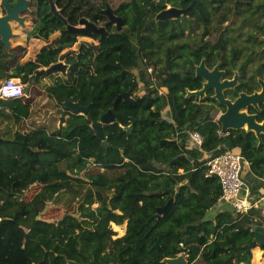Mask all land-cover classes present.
I'll use <instances>...</instances> for the list:
<instances>
[{"label":"trees","instance_id":"trees-1","mask_svg":"<svg viewBox=\"0 0 264 264\" xmlns=\"http://www.w3.org/2000/svg\"><path fill=\"white\" fill-rule=\"evenodd\" d=\"M225 1L166 0L186 11L160 20L155 16L164 6L157 0H54L72 25L88 17L100 26L108 18L107 7L121 16L123 29L109 25L105 36L91 30L68 33L49 12L48 0L32 1L36 21L30 35L47 44L35 59L17 64L11 76L34 83L39 67L61 59L68 67L66 76L44 90L43 106L50 113L60 111L56 118L50 114L48 123L21 130L17 124L33 115V104L21 97L0 99V264H66L67 259L166 264L164 258L179 253L187 264H250L253 248L264 255V245L253 238L254 225H262L259 208L236 213L224 204L209 213L224 202L219 178L205 176L200 156L202 150L216 153L219 143L230 140L264 178V143L256 145L252 133L233 129L219 137L209 110L198 105L196 96H186L187 88L199 85L194 74L198 28L212 30L213 14ZM54 32L60 34L48 43ZM80 36L97 40L96 50L85 44L73 50ZM7 67L1 58L0 77H10ZM123 92L133 100L114 101ZM65 98L88 105V113L68 111ZM165 107L169 117L162 115ZM108 108L115 121L102 126L105 146L90 123ZM185 129L202 135L201 150L188 147ZM91 167L102 172H89ZM38 183L41 188L29 200L21 198ZM53 198L63 205L76 201L78 215L67 213L56 221L38 217ZM170 198L169 207L154 217L156 207ZM111 223H125L124 233L114 237Z\"/></svg>","mask_w":264,"mask_h":264},{"label":"flooded vegetation","instance_id":"flooded-vegetation-1","mask_svg":"<svg viewBox=\"0 0 264 264\" xmlns=\"http://www.w3.org/2000/svg\"><path fill=\"white\" fill-rule=\"evenodd\" d=\"M163 6L162 9L173 5H166L164 2ZM224 8L226 10L222 11ZM31 15L32 13L29 14ZM224 16V20L219 22ZM34 18L36 21L35 15ZM35 21L31 23L34 25ZM212 24V30L207 33H203L202 28H198V67L201 63L203 65L198 70L200 72L198 89L208 82L203 74L215 70L218 73L219 82L234 80L231 85L221 87L224 99L230 102L241 93L250 95L260 92L261 81L264 82V0H226L221 3L220 11L213 14ZM109 25L116 27L115 24H108V18L100 26H104L107 33ZM123 27L124 22L121 29H116L121 31ZM90 39L92 43L98 44L97 40ZM81 40L75 44L73 50L79 49ZM148 68H151L148 72L152 74L153 68L151 66ZM215 89V86L208 87L204 89L202 96H198V105L209 110L213 121L214 111L219 115L226 109V105L215 96ZM242 110L247 114H256L258 123L264 121V102L256 101V106L248 103ZM236 131L244 132L245 130ZM249 132L256 139V145L264 143V133H261V143L258 144L254 133Z\"/></svg>","mask_w":264,"mask_h":264},{"label":"water","instance_id":"water-1","mask_svg":"<svg viewBox=\"0 0 264 264\" xmlns=\"http://www.w3.org/2000/svg\"><path fill=\"white\" fill-rule=\"evenodd\" d=\"M49 2V12L53 15L61 19V21L66 26V32L73 33H86L88 31H94L100 36H104L106 33V29L104 26H97L90 22L87 18L81 17L78 20L77 25H72L68 23L67 18L60 13L59 8H57L54 0H48ZM157 5H164V0H157ZM3 10L4 13L0 15V43L3 45L5 49L10 47L11 38L15 37V33L13 32L12 23L16 26L24 27L25 21L27 20L29 14L32 11V0H0V10ZM186 10L183 8H178L176 6H169L160 10L155 18L164 20L177 18L182 15ZM105 13L108 16V24H115L117 29H121L123 19L121 16L114 14L108 7L105 10ZM60 32H54L49 37V42H52L53 39L58 37ZM80 44H85L89 47H92L94 50L97 48L96 43H92L89 40L83 39L80 41ZM198 67V64L195 65L194 74L198 77L200 73L198 70L202 67ZM67 67L68 65L63 60H57L52 62L46 67L38 68L34 73V83H38L40 76L49 75L54 73H60L63 76L67 75ZM204 78L208 79V82L204 83V86L201 89L189 90L186 89V96H202L204 94V89L208 87L215 86V96L218 100L226 105V109L217 115V121L220 126V130L224 132L226 129L240 130L243 129L246 132H253L256 138L258 139V144L261 143V133H264V121L262 123H258L256 121V114H247L242 109L248 104L252 103L256 106V101L264 102V82L262 83V90L260 92H256L254 94L247 95L245 93H241L239 97H237L234 101L230 102L227 99H224L221 87L231 85L233 81H223L219 82L217 80L218 73L214 70L213 72H205ZM212 78V79H211ZM118 98H123L127 101H132V97L127 93L123 92L118 94L114 101ZM64 107L71 112L79 113V114H87L89 111L88 105H83L80 100L72 101L68 99H64L63 101ZM115 121V114L112 108H108L104 112H102L99 116V119L92 120L90 123L91 128L94 131V134L101 139V144L107 146V141L105 139V134L102 131V126L106 123H111ZM134 118L132 117L129 125L125 126L127 134L130 133V130L133 126ZM0 140L2 138L0 137ZM226 147H231V141H225ZM19 198V197H18ZM172 198H170L165 204L161 206H157L155 212L153 214L154 217H159L163 212L169 207ZM253 238L256 242L264 245V227L260 224H256L253 227ZM166 264H187V260L185 255L182 253L177 254L174 257H166L163 259ZM66 264H78V262L67 259Z\"/></svg>","mask_w":264,"mask_h":264},{"label":"built area","instance_id":"built-area-1","mask_svg":"<svg viewBox=\"0 0 264 264\" xmlns=\"http://www.w3.org/2000/svg\"><path fill=\"white\" fill-rule=\"evenodd\" d=\"M151 71V68H148ZM163 89L164 87H159ZM162 93L161 90H158ZM139 95L144 93L143 83L139 81ZM24 84L14 77H7L0 81V99L17 98L24 96ZM218 115V114H217ZM217 115L213 118L217 121ZM219 125V123H218ZM231 129H226L224 132L218 127L216 133L219 137H226L230 134ZM187 134L188 147H195L201 150L203 138L197 130L185 129ZM224 147V150H221ZM216 153L213 151L203 152V164L206 167L205 176H217L221 185V195L219 200L228 204L234 212L245 213L254 207L255 202L248 197V190L245 194L243 189L245 182L243 174L246 168L250 167L248 160L242 154L238 147H226L224 142H221L216 147Z\"/></svg>","mask_w":264,"mask_h":264},{"label":"crops","instance_id":"crops-1","mask_svg":"<svg viewBox=\"0 0 264 264\" xmlns=\"http://www.w3.org/2000/svg\"><path fill=\"white\" fill-rule=\"evenodd\" d=\"M3 13L4 12L0 10V15ZM30 22H31V16H29L27 18V20L25 21L24 27L16 26L15 24L12 23L13 32L16 35H15V37L11 38L10 47L8 49H5L3 47V45L0 43V59L3 58L6 61H8V67L5 71V73L7 75H10V77L15 72L17 64H24L28 60L35 59L37 54L39 53L41 47L44 46L45 44H47V43H45V40L30 35V32H31L32 27H33L32 26L33 23L30 24ZM81 37H83V36H81ZM83 38H85V37H83ZM83 38H79V40L80 39L83 40ZM71 48H75V46H73ZM67 49L68 48L63 49L62 52H64ZM62 60L64 61V59H62ZM39 68H41V67H39ZM59 75H61V74L60 73H54V74H49V75H42V76H40L38 83H32V84L29 81L23 82L21 80V78H19L17 76H12V77H14L15 79H19L24 84V93L25 94L21 98L24 101H29L31 104L34 105L35 99H33L30 96V94H32V92H34V91H37V97H40V96L43 97L45 88L47 86L53 84ZM4 77L5 76L0 77V81ZM29 85H32V88L29 91L30 94L28 95L27 94L28 91H27L26 87H28ZM2 100H6V99H2ZM247 172L250 173V179H251V180L249 179L248 184H246L247 179L245 177ZM243 179L245 182V187L243 189V193L245 194V191L247 189L248 190V197L250 198V200L255 202L254 207L259 208L261 210V214L263 216V220H262L261 224L264 227V178L256 175L254 173V171L250 167H248L244 171ZM224 204L226 205V203L216 204V206L214 208H212L209 213L211 215L214 214L215 211H218L219 209L223 208V206L225 207ZM253 249H257L258 251L262 250L260 247H255ZM253 249H252V251H253ZM262 254H263V250H262Z\"/></svg>","mask_w":264,"mask_h":264},{"label":"rangeland","instance_id":"rangeland-1","mask_svg":"<svg viewBox=\"0 0 264 264\" xmlns=\"http://www.w3.org/2000/svg\"><path fill=\"white\" fill-rule=\"evenodd\" d=\"M103 1H105V0H103ZM164 2L166 3V0H164ZM166 5H168V4L166 3ZM1 11H2V9H1ZM31 13H32L31 18L35 21L34 12H33V6H32ZM32 19H31V22H34V21H32ZM31 22H30V24H31ZM98 25H102V23H99ZM84 37L85 38H83V37L80 36L79 38H83V39H86V40H89L90 42H92V40L89 37H86V36H84ZM79 38H78V40L76 42L77 44L79 43ZM45 43H47V42L45 41ZM75 44L73 46H76ZM31 88H32V85H29L28 87H26V89H27L28 92L31 90ZM158 90H161L162 93H166V88L165 87L163 89H161V88L158 87ZM28 92H27V94L29 95L30 92L29 93ZM30 96L33 99H35L34 100V105H33L34 106L33 107L34 108V113H33V115L31 117L27 118V120L26 119L21 120L17 124V127L18 128H20L22 130V129H26V128L35 127L39 123L40 124L41 123H48L51 120L50 114H52L53 117H55V118L56 117H59L60 111H58V112L53 111L52 113H50V111H49L50 109L49 108L46 109L43 106V97H41V96L40 97H37V91L32 92V94H30ZM162 115L164 117H169V112H168L167 107H165L163 109ZM213 115L214 116L217 115L216 111L213 112ZM1 125H4V122L1 123ZM200 156L203 157V153H201ZM88 171L89 172H95V171L102 172V169L100 167H91L90 169H88ZM248 172L245 175V177L247 179L246 180V182H247L246 184H248V181L250 179V173H248ZM40 188H41V185L39 183L38 184L31 185L24 192V194L21 196V198L24 199V200H29L37 191H39ZM92 206L93 207H96L97 206V203H93ZM67 213L73 214L75 216L78 215V212H77V202L74 201V202L68 203L66 205L56 204L55 201H54V198H53V199L47 201L45 208L39 213L38 217H40V218H42L44 220H48V221H56V220L60 219L64 214H67ZM111 228L116 233V235L114 237L120 236L125 231V223L120 224V225L111 223ZM183 255H185V254H183ZM250 264H264V255L262 254V250H260V251L254 250L252 252V259H251V263Z\"/></svg>","mask_w":264,"mask_h":264},{"label":"bare ground","instance_id":"bare-ground-1","mask_svg":"<svg viewBox=\"0 0 264 264\" xmlns=\"http://www.w3.org/2000/svg\"><path fill=\"white\" fill-rule=\"evenodd\" d=\"M3 11V10H2ZM4 12V11H3Z\"/></svg>","mask_w":264,"mask_h":264}]
</instances>
